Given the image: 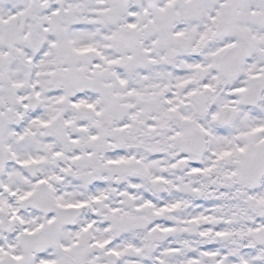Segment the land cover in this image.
<instances>
[{
    "label": "snow or ice",
    "instance_id": "snow-or-ice-1",
    "mask_svg": "<svg viewBox=\"0 0 264 264\" xmlns=\"http://www.w3.org/2000/svg\"><path fill=\"white\" fill-rule=\"evenodd\" d=\"M0 264H264V0H0Z\"/></svg>",
    "mask_w": 264,
    "mask_h": 264
}]
</instances>
